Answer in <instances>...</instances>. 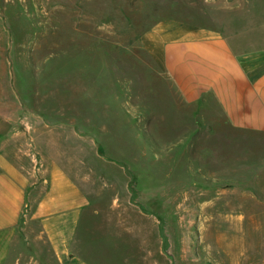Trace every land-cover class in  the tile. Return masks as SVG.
Returning a JSON list of instances; mask_svg holds the SVG:
<instances>
[{
  "label": "rangeland",
  "instance_id": "obj_1",
  "mask_svg": "<svg viewBox=\"0 0 264 264\" xmlns=\"http://www.w3.org/2000/svg\"><path fill=\"white\" fill-rule=\"evenodd\" d=\"M193 2L201 6L189 9L188 0H0V69L1 57L9 56L10 82L22 103L16 114L32 116L19 127L33 137L44 127V161L59 160L88 194H127L148 214L159 210L162 226L175 212V225L189 230L203 264H217L211 254L218 253L203 246L222 243H251L256 250L249 263L264 264V206L247 199L264 201V139L222 121L215 103L195 124L190 107L174 106L142 45L163 18L189 15L216 27L212 15H232L208 11L205 0ZM222 23L231 30V21ZM8 84L1 74L3 98ZM52 148L59 155L47 153ZM42 191L40 181L29 191L10 261L56 264L34 215ZM220 253L222 264L233 263L234 252Z\"/></svg>",
  "mask_w": 264,
  "mask_h": 264
},
{
  "label": "crops",
  "instance_id": "obj_2",
  "mask_svg": "<svg viewBox=\"0 0 264 264\" xmlns=\"http://www.w3.org/2000/svg\"><path fill=\"white\" fill-rule=\"evenodd\" d=\"M188 1L189 9L201 6ZM205 4L208 11L232 10L230 17L212 15L222 27V21L228 25L231 21V30L199 23L189 15L184 21L159 20L141 39L156 79L172 94L175 107L191 108L195 124L215 103L222 121L248 138L264 139V4L255 0H205ZM1 59L0 75L7 76L9 84L5 98L0 91V264L22 263L10 261V253L19 221L28 210L29 191L38 181L43 191L34 215L56 264H203L194 254L189 230L175 225V212L169 215L168 226H162L159 210L148 214L127 194L90 195L59 160L44 161V127L37 137L19 127L21 122L30 124L32 116L21 120L16 114L22 103L10 82L11 60ZM212 117L219 122V115ZM47 153L59 155L56 148ZM247 199L264 206L255 196ZM212 246L203 247L218 252L211 254L217 264L225 256L221 251L234 252L232 264H250L249 252L256 250L251 243Z\"/></svg>",
  "mask_w": 264,
  "mask_h": 264
}]
</instances>
